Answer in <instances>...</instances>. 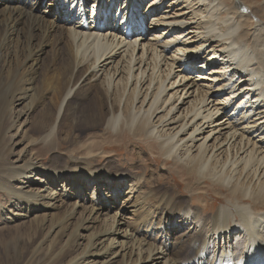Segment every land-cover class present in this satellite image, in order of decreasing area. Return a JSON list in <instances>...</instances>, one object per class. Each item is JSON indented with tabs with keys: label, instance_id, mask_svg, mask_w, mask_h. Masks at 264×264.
I'll return each instance as SVG.
<instances>
[{
	"label": "bare ground",
	"instance_id": "1",
	"mask_svg": "<svg viewBox=\"0 0 264 264\" xmlns=\"http://www.w3.org/2000/svg\"><path fill=\"white\" fill-rule=\"evenodd\" d=\"M98 1L0 0V141L11 144L36 112L41 149L64 128L66 141L83 126L125 130L150 143L140 156L171 163L172 182L144 195L145 174L95 170L86 157L49 169L27 151L1 154L5 218L40 213L37 232L14 243L49 227L34 264H264V0L259 10L241 0ZM128 3L139 23L125 36L115 21ZM59 56L57 75L48 66ZM50 236V252L61 248L41 255Z\"/></svg>",
	"mask_w": 264,
	"mask_h": 264
},
{
	"label": "rangeland",
	"instance_id": "2",
	"mask_svg": "<svg viewBox=\"0 0 264 264\" xmlns=\"http://www.w3.org/2000/svg\"><path fill=\"white\" fill-rule=\"evenodd\" d=\"M230 0H226V2L229 3ZM245 3V5L249 7H256L253 10L260 9V6L258 5L257 0H241ZM258 5V6H257ZM48 8V5H43L40 7L39 10L36 11V14H43L46 12ZM25 31V29H24ZM49 52L48 49H46V57L45 55L43 57L45 63L49 60ZM139 55V53H138ZM60 57V56H59ZM64 58V57H63ZM199 61L198 63H200ZM61 64L62 59L60 57L59 60L56 61L55 65H50V70L53 69L54 74H61ZM197 68V67H196ZM193 71L190 73H194V76H197V71H195L192 67ZM41 73L40 71L37 75L36 80V86L40 87L41 85ZM50 74V73H49ZM24 103L20 104L18 107H16V110H21L22 105ZM41 107L38 109L40 110ZM38 112L30 115L27 119L22 118L19 120L18 124H21V128L17 134L16 131L18 128L15 127L13 131H11L10 135H15V138L12 140L11 144H8L7 136L4 137L3 142L0 141V155L4 154V156L11 158L10 160H15V158L19 155H23L25 151L26 154H31V158L35 160L36 165L42 166L43 168H49L53 169L54 167H64V166H71L72 160H76V158L80 157H86L87 160L92 163V167L95 170L105 169L106 171H113L116 169H119L123 173L129 172L134 174L135 176H139L141 174H145L146 177V185H143L142 187V193L144 192V195L153 191H159L162 190V185H167V182L170 184L172 180L169 181V174L171 172L169 171V165L170 162L163 161L161 158H156L153 153H145L143 156H140V151L143 148H147L146 145L150 144L145 140H139L135 141L134 139L130 138L126 131H123V134L116 137V134H113L101 127H78V129L74 130V139H71L66 141L64 138V133L62 131H65L68 128L62 129V131L58 132L56 142L51 145L47 149H41L43 146L41 142L38 140L46 133V129L43 132H39L37 127L40 123L39 118L36 117ZM83 123V122H79ZM69 127L71 125L69 124ZM66 134V133H65ZM32 139L33 142L37 141L36 145L29 146L28 141ZM72 140V141H71ZM76 140V141H75ZM145 141V142H144ZM39 142V143H38ZM137 144H136V143ZM136 145V146H135ZM142 147V148H141ZM80 148V149H78ZM91 148V150L89 149ZM139 149V150H138ZM143 151V150H142ZM94 157V158H93ZM77 163V162H73ZM91 165V164H90ZM78 167H81L80 165H77ZM121 166V167H120ZM122 168V169H121ZM145 173H144V172ZM32 174V173H29ZM25 181V180H24ZM22 181V182H24ZM21 182V183H22ZM124 184V183H123ZM122 184V185H123ZM59 186L57 188H61L60 186L62 183H58ZM94 184H91L88 186L86 193L89 200H87L85 206L88 207L91 202V197L94 194L96 195V189H93ZM15 186H21V184H16ZM185 186L180 184V193L185 196L184 192ZM128 189H125L123 187V191H126ZM95 191V192H93ZM148 191V192H147ZM93 192V194H92ZM137 193L132 194L133 196H136ZM130 195V194H129ZM128 195V196H129ZM100 196V195H99ZM125 197V199L128 198ZM215 202L210 207L211 211H214L220 204L222 199L219 197L215 198ZM208 203H211V199L208 200ZM122 205L121 203L119 204ZM12 204L9 200V197L2 191H0V264H34L30 263L28 260L30 257V253L33 249L38 248V240L44 239L49 234V227H46L44 230H42L41 236L37 238V240H34L35 242L31 245L22 246V245H16L14 241L19 238H28L29 234L30 236L34 231L37 232L38 229H35V227L31 226V223H33V219L37 216H39L40 213L37 214H31L27 218L23 219H14L12 221L7 220L8 217L7 213L4 214L5 211L10 210ZM152 208V209H151ZM149 207V209L153 210V207ZM5 210V211H4ZM21 213V212H20ZM56 213L55 221L57 222V217L60 215L57 212H53L52 214ZM3 214V215H2ZM129 218L132 217L131 215H128ZM6 217V218H5ZM78 217V214L76 218ZM75 219V218H74ZM150 219V218H149ZM6 220V221H5ZM148 220V219H147ZM73 224L70 226V228L74 225V220L72 222ZM32 229L34 231H32ZM89 234L86 233L84 235ZM180 235V233H178ZM178 234H169L170 237L174 239V241H177V238L179 237ZM24 236V237H23ZM51 237V238H50ZM49 238H46L45 244L39 247V250L41 252V255L47 254V256H51L50 254H56L59 252L61 245H56L52 251L49 250V243L50 239H52V236ZM49 240V241H48ZM62 243V242H61ZM85 244V243H84ZM83 244V245H84ZM37 247V248H36ZM27 260V261H26ZM29 262V263H27ZM115 264H121L120 261H117Z\"/></svg>",
	"mask_w": 264,
	"mask_h": 264
}]
</instances>
